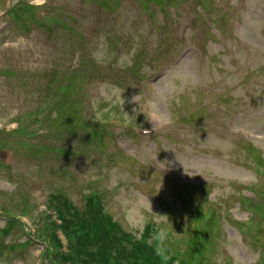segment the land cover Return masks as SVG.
Here are the masks:
<instances>
[{
    "label": "rangeland",
    "instance_id": "obj_1",
    "mask_svg": "<svg viewBox=\"0 0 264 264\" xmlns=\"http://www.w3.org/2000/svg\"><path fill=\"white\" fill-rule=\"evenodd\" d=\"M19 1L0 0V23L7 24L0 33V210L18 216L30 203L40 213L52 193L66 195L81 209L85 195L98 194L125 231L137 235L154 225L148 235L158 237L164 230V239H158L176 262L259 264L264 231L247 234L248 214L238 201L243 186L256 180L255 167L264 166V0H184L176 10L166 8L185 29L198 26L209 46L195 54L193 39L184 40L162 63L155 59L180 40L181 32L176 34L177 26L158 31L166 19L158 7L150 4L152 17L134 4L108 18L109 39L94 60L83 62V76L74 83L81 92L69 94L79 100V116L101 133L102 146L87 130L49 140L37 136L40 128L52 132L44 123L58 112L59 101L60 110L68 107L57 89L70 82L69 76L42 88L39 101L42 75L52 83L49 72L60 69L54 64L57 48L76 43L68 31L70 18L62 14L78 23L83 15L87 26L90 8L103 3L82 0L81 15L74 0H26L43 6L36 8L34 21L14 25L4 8ZM208 1L216 3L220 20ZM67 5L72 9L66 11ZM42 15L48 16L47 25ZM82 47H62V67ZM149 73L154 91L136 83V74ZM98 78L105 83L94 82ZM154 113L163 121L181 120L158 137L139 136L138 130L158 126L149 118ZM19 126L36 134L8 135ZM244 131L250 140L242 137ZM116 142L126 144L123 153L116 152ZM4 224L1 220L0 260L41 264L42 248L21 237V249L12 248L16 232Z\"/></svg>",
    "mask_w": 264,
    "mask_h": 264
},
{
    "label": "trees",
    "instance_id": "obj_2",
    "mask_svg": "<svg viewBox=\"0 0 264 264\" xmlns=\"http://www.w3.org/2000/svg\"><path fill=\"white\" fill-rule=\"evenodd\" d=\"M99 215V211L89 207L83 217H74L75 221L70 222L72 230L65 223V230L68 234L74 235L73 239L77 240L80 248L77 253L80 264L173 263L168 255L164 256L162 252L147 245L145 240L136 241L131 236L121 233L119 229L116 231L109 219L104 220ZM98 222L103 223L101 229L96 227ZM157 244L158 242L155 245Z\"/></svg>",
    "mask_w": 264,
    "mask_h": 264
},
{
    "label": "clouds",
    "instance_id": "obj_3",
    "mask_svg": "<svg viewBox=\"0 0 264 264\" xmlns=\"http://www.w3.org/2000/svg\"><path fill=\"white\" fill-rule=\"evenodd\" d=\"M158 237H159L161 240L164 239V237H165V232H164V230H161V231L158 233Z\"/></svg>",
    "mask_w": 264,
    "mask_h": 264
}]
</instances>
